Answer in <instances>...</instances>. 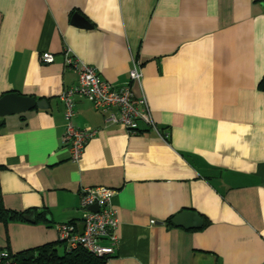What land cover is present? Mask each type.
<instances>
[{
    "label": "crops",
    "instance_id": "0c3cea01",
    "mask_svg": "<svg viewBox=\"0 0 264 264\" xmlns=\"http://www.w3.org/2000/svg\"><path fill=\"white\" fill-rule=\"evenodd\" d=\"M263 3L0 0V97L47 105L0 118V204L45 213L0 223V251L56 243V224L80 227L78 191L103 187L113 191L118 237L106 264H264ZM73 14L90 28L71 25ZM64 50L115 88L134 59L141 79L131 90L166 139L141 125L133 135L106 126L73 95L70 123L94 135L71 162L60 96L76 76ZM41 53L52 63H40ZM184 211L201 227L166 224Z\"/></svg>",
    "mask_w": 264,
    "mask_h": 264
},
{
    "label": "built area",
    "instance_id": "2783aa9c",
    "mask_svg": "<svg viewBox=\"0 0 264 264\" xmlns=\"http://www.w3.org/2000/svg\"><path fill=\"white\" fill-rule=\"evenodd\" d=\"M63 66L76 76L73 87L62 91L60 99L64 106L65 122L62 144L68 149L69 160L79 161L87 142L93 137L94 131L76 129L70 123L72 116V97L77 95L86 99L92 109L100 113L106 126L121 127L128 135L137 134L140 125L162 140L166 134L159 131L152 120L150 109L142 96H135L131 85L139 84L141 73L134 59L128 71V81L115 88L100 79L94 68L74 58L68 50L62 52ZM38 60L42 64H50L53 57L49 53H41ZM113 191L103 187H83L78 191V209L81 212V232L73 223L56 224L54 230L58 242L66 251L81 248L86 252L100 257L112 256L118 244L115 233L117 220L110 205ZM95 206L96 211L89 208ZM152 223V222H151ZM0 264H15L11 254L0 251Z\"/></svg>",
    "mask_w": 264,
    "mask_h": 264
},
{
    "label": "trees",
    "instance_id": "16d2710c",
    "mask_svg": "<svg viewBox=\"0 0 264 264\" xmlns=\"http://www.w3.org/2000/svg\"><path fill=\"white\" fill-rule=\"evenodd\" d=\"M256 89L260 92H264V72L257 83ZM36 101H45L41 98L35 99ZM2 123H0L1 127ZM30 211L23 212H14L5 210L0 204V223L6 224L8 222H22L26 221L23 219L25 215H27ZM35 215V223L45 220V213L40 212ZM68 223H73L68 222ZM167 225H172L171 220H166ZM208 224L206 220H204V224L202 227H205ZM62 245L61 242L46 244L40 247H36L34 249H29L26 251H22L20 253L11 255L12 261L15 264H106L107 260L110 258L108 256H94L81 248H75L72 250L66 251L63 248L60 254L57 253L56 246Z\"/></svg>",
    "mask_w": 264,
    "mask_h": 264
},
{
    "label": "water",
    "instance_id": "95a60500",
    "mask_svg": "<svg viewBox=\"0 0 264 264\" xmlns=\"http://www.w3.org/2000/svg\"><path fill=\"white\" fill-rule=\"evenodd\" d=\"M264 6V3H263ZM70 24L76 27L89 29L90 25L78 14H73L70 19ZM47 105L45 101H36L30 97L19 96L14 93H8L0 97V118L9 115L21 114L32 109L43 110L46 109ZM92 211H96V207L92 206L89 208ZM23 219L28 223L34 222L33 213L25 215ZM174 226L182 227L183 229H198L202 225L201 219L194 213L184 211L174 216L171 220ZM79 233L81 232V225L78 228Z\"/></svg>",
    "mask_w": 264,
    "mask_h": 264
},
{
    "label": "rangeland",
    "instance_id": "374dc122",
    "mask_svg": "<svg viewBox=\"0 0 264 264\" xmlns=\"http://www.w3.org/2000/svg\"><path fill=\"white\" fill-rule=\"evenodd\" d=\"M57 253L60 254L61 253V250L59 248H57Z\"/></svg>",
    "mask_w": 264,
    "mask_h": 264
}]
</instances>
